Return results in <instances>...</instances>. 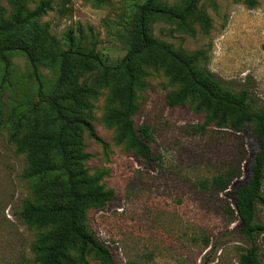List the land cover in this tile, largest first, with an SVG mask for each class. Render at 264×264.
<instances>
[{"label":"rangeland","instance_id":"374dc122","mask_svg":"<svg viewBox=\"0 0 264 264\" xmlns=\"http://www.w3.org/2000/svg\"><path fill=\"white\" fill-rule=\"evenodd\" d=\"M42 1H49L52 9L37 20L48 30L49 52L38 64L39 80L23 52L9 53V68L0 57V264H38L62 219L42 226L36 217L25 220L17 212L25 203L66 206L72 174L92 179L90 188L113 194L107 204L87 207L83 222L110 249L111 259L77 241L66 249L70 259L60 264H243L250 242L231 209L235 210L237 191L250 178L259 149L254 124L236 131L230 127L233 117L226 123L220 118L207 123L209 111L197 96L171 106L168 96L176 94L181 82L174 81L165 67L140 60L133 123L136 128L149 124L153 134V159H144L112 115L124 108L120 98H113L125 84L115 67L130 49L138 7L146 0H69L66 5L64 0H27L26 6L32 11ZM255 1L250 6L245 0H200L199 8L209 14L211 26L206 30L190 18L195 34L156 17L148 24L155 38L176 49L203 50L200 68L234 93L248 88L249 101L261 108L264 0ZM0 7L5 19H14L13 0H0ZM69 48H94L102 65L77 63L74 69L73 88L84 92L77 97L81 101L62 103L73 122L65 150L47 148L33 157V149L61 127L55 111L42 99L55 88L60 73L51 50ZM19 125L20 136L28 141L24 150L11 141ZM230 166H240V175L228 189H204V182ZM32 169L37 174L27 176ZM256 219L264 224V203L257 205ZM257 240L264 262V232Z\"/></svg>","mask_w":264,"mask_h":264},{"label":"trees","instance_id":"16d2710c","mask_svg":"<svg viewBox=\"0 0 264 264\" xmlns=\"http://www.w3.org/2000/svg\"><path fill=\"white\" fill-rule=\"evenodd\" d=\"M26 1L13 0L16 10L14 19H5L4 10L0 7V37L2 38L0 57L9 68V53L23 52L30 61L33 75L39 80L38 64L44 59H48L49 52L46 49L48 30L41 27L37 20L47 10L52 9V6L49 1H42L34 10L30 11L26 6ZM67 1L69 2V0H64L62 5H66ZM199 1L181 0L180 4L168 5L159 0H146L138 7L134 40L121 63L115 67L122 73L125 84L122 89L115 91L113 98H120L124 108L121 111H114L112 118L122 122V135L129 138L137 153L144 159H153L150 147L153 134L150 125L143 123L136 128L133 123V116L138 110L135 98L136 88L141 83L142 70H138V63L141 60L145 63H157L165 67L174 81L181 82V87L176 94L168 96V103L171 106L182 103L191 96H197L200 105L209 111L207 123L215 121L217 118L226 123L227 117H233L230 120V127L236 131H239L245 124L253 123L259 149L253 159L250 178L237 191L235 210H231L237 212L242 222V231L246 233L250 242L242 263L264 264L259 257L257 240V236L264 232V224L256 219L257 205L264 203V107L257 108L253 100L249 101L248 88L242 89L240 93H234L213 73L200 68V60L204 57L203 50L191 53L183 49H176L171 44L155 38L151 34L148 24L151 17H156L168 22H177L188 33L195 34L196 29L190 21V18H195V21L200 22L207 30L211 26V18L205 10L199 8ZM245 2L250 6L256 3L255 0H245ZM51 51L53 61L59 63L60 73L57 85L42 101L47 102L55 111L56 117L61 121V127L55 136L46 137L39 148L33 149V157L45 152L48 150L47 148L58 147L65 150V138L73 129V122L65 110L66 106L62 103L71 100L81 101L77 97L84 92L81 88H73L74 69L77 67V63L85 67L87 65H102L94 48L86 51L73 48L59 52ZM216 123L223 124L220 123V120ZM20 125L12 132L11 141L17 143L20 150H24L28 141L20 136ZM90 127L92 126L90 125ZM90 131L94 138L100 140L92 128ZM36 174L37 170L32 169L27 173V176L33 177ZM239 175L240 166H230L223 173L204 182L203 187L221 192L228 189ZM92 182L93 180L90 178L83 179L72 174L67 180L69 202L66 206L60 208L25 203L18 210L17 213L21 218L31 220L36 217V221L42 226L62 219L59 220V231L53 235V242L48 246L47 252L39 257L38 264H60L62 259L69 260L66 249L77 241L82 244V247L89 246L106 259H111L110 249L94 238L83 224L87 207L107 204L113 198L111 192L90 188Z\"/></svg>","mask_w":264,"mask_h":264}]
</instances>
